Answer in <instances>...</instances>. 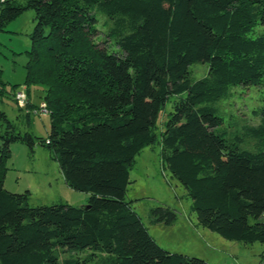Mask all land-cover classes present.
I'll list each match as a JSON object with an SVG mask.
<instances>
[{"label":"trees","instance_id":"16d2710c","mask_svg":"<svg viewBox=\"0 0 264 264\" xmlns=\"http://www.w3.org/2000/svg\"><path fill=\"white\" fill-rule=\"evenodd\" d=\"M27 10L37 23L25 84L43 87L52 119L39 142L65 184L90 197L31 207L30 192L7 191L11 145L35 140L0 111V264H208L161 248L126 200L137 157L157 142L201 227L264 246V122L246 128L257 150H243L242 138L217 133L223 120L211 105L264 85V0H0V32ZM95 10L112 22L111 49L96 41ZM197 63L208 73L194 80ZM151 217L177 220L162 206Z\"/></svg>","mask_w":264,"mask_h":264},{"label":"rangeland","instance_id":"374dc122","mask_svg":"<svg viewBox=\"0 0 264 264\" xmlns=\"http://www.w3.org/2000/svg\"><path fill=\"white\" fill-rule=\"evenodd\" d=\"M98 18L96 41L108 40L106 34L112 27L108 17L95 10ZM35 12L27 10L10 22L0 32V74L6 84L0 91V111L6 113L18 133L31 134L35 140L33 148L22 141L11 145V158L7 163L4 186L9 192H30L31 207L65 203L75 207L86 206L90 194L76 191L65 184L58 162L46 145L39 140L49 139L52 130L50 114L38 110L44 104L45 90L39 85L27 86L26 66L32 50V34L36 27ZM263 30V29H261ZM49 32L48 29L45 30ZM261 32V31H260ZM107 46L112 48L111 41ZM194 80L204 78L208 65L197 63L190 67ZM26 96L18 101V94ZM264 85L259 87H236L229 97L211 104L217 108L223 123L217 133L229 142L242 138L243 150L256 151L257 142L246 136V128L258 127L264 122L262 115ZM171 99L160 114L159 130L164 129L168 114L172 112ZM31 103L32 107L27 108ZM67 129V125H62ZM159 135V134H158ZM160 140V135L158 136ZM1 145V141H0ZM130 182L126 200L132 206L158 245L176 254L198 258L208 264H259L264 246L260 243L243 244L229 241L198 224L192 211V200L185 188L169 172L164 162L159 142L146 148L136 159L130 171ZM87 195V200L84 197ZM169 207L177 214L172 225L154 222L151 211L158 207ZM87 253L80 254L85 257ZM88 264H94L89 262Z\"/></svg>","mask_w":264,"mask_h":264},{"label":"built area","instance_id":"2783aa9c","mask_svg":"<svg viewBox=\"0 0 264 264\" xmlns=\"http://www.w3.org/2000/svg\"><path fill=\"white\" fill-rule=\"evenodd\" d=\"M25 96H26V95L23 94V93H19V94H18V101H19V103L22 104V101H21V100H22ZM36 111H38V112L43 111V112L47 113L46 104H45V103L42 104V106H41L38 110H36ZM46 144H49V142L47 141ZM260 264H264V260H263Z\"/></svg>","mask_w":264,"mask_h":264},{"label":"crops","instance_id":"0c3cea01","mask_svg":"<svg viewBox=\"0 0 264 264\" xmlns=\"http://www.w3.org/2000/svg\"><path fill=\"white\" fill-rule=\"evenodd\" d=\"M84 199H85V201L88 199V198H87V195H85ZM88 200H89V199H88ZM88 200H87V201H88ZM87 203H88V202H87ZM260 261H261V258H260ZM260 261H259V263H260Z\"/></svg>","mask_w":264,"mask_h":264},{"label":"water","instance_id":"95a60500","mask_svg":"<svg viewBox=\"0 0 264 264\" xmlns=\"http://www.w3.org/2000/svg\"><path fill=\"white\" fill-rule=\"evenodd\" d=\"M87 206V205H86Z\"/></svg>","mask_w":264,"mask_h":264}]
</instances>
